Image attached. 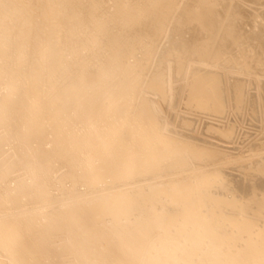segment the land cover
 Listing matches in <instances>:
<instances>
[{
    "label": "bare ground",
    "instance_id": "1",
    "mask_svg": "<svg viewBox=\"0 0 264 264\" xmlns=\"http://www.w3.org/2000/svg\"><path fill=\"white\" fill-rule=\"evenodd\" d=\"M0 264H264V0H0Z\"/></svg>",
    "mask_w": 264,
    "mask_h": 264
}]
</instances>
